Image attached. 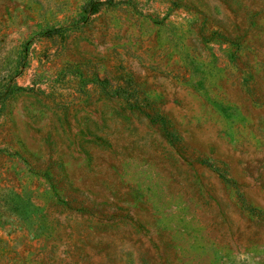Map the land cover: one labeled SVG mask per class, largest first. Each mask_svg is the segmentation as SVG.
Returning a JSON list of instances; mask_svg holds the SVG:
<instances>
[{
    "label": "rangeland",
    "instance_id": "obj_1",
    "mask_svg": "<svg viewBox=\"0 0 264 264\" xmlns=\"http://www.w3.org/2000/svg\"><path fill=\"white\" fill-rule=\"evenodd\" d=\"M90 1L0 0V264H264V0Z\"/></svg>",
    "mask_w": 264,
    "mask_h": 264
},
{
    "label": "trees",
    "instance_id": "obj_2",
    "mask_svg": "<svg viewBox=\"0 0 264 264\" xmlns=\"http://www.w3.org/2000/svg\"><path fill=\"white\" fill-rule=\"evenodd\" d=\"M108 3V1H96V0H92L90 1L87 5L86 8L88 10V12H92L94 11L96 8H98L100 5L102 4H106ZM15 89H21V87H16Z\"/></svg>",
    "mask_w": 264,
    "mask_h": 264
}]
</instances>
